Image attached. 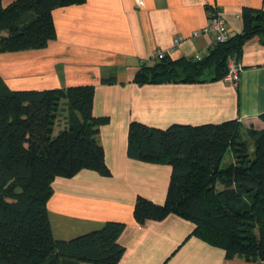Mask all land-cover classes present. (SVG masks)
Wrapping results in <instances>:
<instances>
[{
    "label": "trees",
    "instance_id": "obj_1",
    "mask_svg": "<svg viewBox=\"0 0 264 264\" xmlns=\"http://www.w3.org/2000/svg\"><path fill=\"white\" fill-rule=\"evenodd\" d=\"M85 0H13L0 4V52L43 48L56 37L53 10ZM243 27L216 43L199 60L164 55L142 64L138 84L201 82L226 76L228 58L239 59L244 42L264 38V10L243 6ZM115 77L102 78L103 82ZM93 85L9 90L0 80V264H62L63 259L117 264L125 225L109 220L70 239L53 236L47 208L56 177L82 169L110 171L99 140L107 116L92 113ZM61 102L67 126L53 134ZM261 119L264 120V114ZM227 151L230 162L221 163ZM127 154L167 163L171 174L165 201L138 195L137 223L176 213L193 224L192 234L218 246L227 258L264 261V127L236 118L220 123L172 124L166 128L129 123Z\"/></svg>",
    "mask_w": 264,
    "mask_h": 264
},
{
    "label": "crops",
    "instance_id": "obj_2",
    "mask_svg": "<svg viewBox=\"0 0 264 264\" xmlns=\"http://www.w3.org/2000/svg\"><path fill=\"white\" fill-rule=\"evenodd\" d=\"M13 0H0L6 6ZM243 6L264 10V0H85L55 8L56 37L43 48L0 52V80L9 90L93 85L92 113L107 116L99 140L109 175L82 169L56 177L47 208L53 236L70 239L101 228L106 221L125 223L118 241L124 252L117 264H256L192 234L194 224L170 213L142 224L133 218L138 195L165 201L171 174L167 163L127 154L129 123L166 128L172 124L220 123L236 118L242 125L264 127V38L244 42L237 82L224 77L201 82L138 84L142 64L156 52L192 58L216 43L199 33L217 11L230 35L242 30ZM2 32L0 35H5ZM115 80L103 82L102 78ZM67 126L65 104L53 134ZM62 264H94L63 259ZM258 264H264V261Z\"/></svg>",
    "mask_w": 264,
    "mask_h": 264
},
{
    "label": "built area",
    "instance_id": "obj_3",
    "mask_svg": "<svg viewBox=\"0 0 264 264\" xmlns=\"http://www.w3.org/2000/svg\"><path fill=\"white\" fill-rule=\"evenodd\" d=\"M139 2H140V0H137V3H139ZM199 33L212 34L214 43L225 42L230 37V33L225 26L224 19H223L222 15L217 11L213 12L210 15L208 22L206 23L205 26H203L200 30L194 31V35H197ZM207 52H208L207 50L204 52H198L193 56V59L199 60L204 55H206ZM164 55H165L164 52H156L155 53L156 58H161ZM240 70H241V65L238 62L236 56L235 55L229 56V58H228V70H227L226 76L224 78L230 82H237L238 78H239Z\"/></svg>",
    "mask_w": 264,
    "mask_h": 264
},
{
    "label": "rangeland",
    "instance_id": "obj_4",
    "mask_svg": "<svg viewBox=\"0 0 264 264\" xmlns=\"http://www.w3.org/2000/svg\"><path fill=\"white\" fill-rule=\"evenodd\" d=\"M230 158H231V152L227 151L225 156H224V158H223V161H222L221 165L222 166L227 165L230 162Z\"/></svg>",
    "mask_w": 264,
    "mask_h": 264
}]
</instances>
